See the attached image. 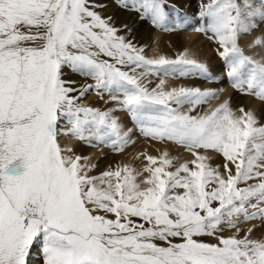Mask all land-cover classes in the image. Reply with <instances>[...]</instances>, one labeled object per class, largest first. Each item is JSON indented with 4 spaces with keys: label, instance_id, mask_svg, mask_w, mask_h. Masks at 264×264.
<instances>
[{
    "label": "snow or ice",
    "instance_id": "1",
    "mask_svg": "<svg viewBox=\"0 0 264 264\" xmlns=\"http://www.w3.org/2000/svg\"><path fill=\"white\" fill-rule=\"evenodd\" d=\"M120 6L172 30L167 0ZM104 7L0 0V264H31L37 245L40 264H264V233L253 238L251 223L264 225V124L230 97L211 106L224 89L168 87L164 77H219L187 48L146 55ZM196 19L231 89L264 101V31L240 43L264 24V0H201ZM90 92L113 107L83 102ZM117 112L192 159L143 152L140 170L117 162L93 174L98 163L61 141L122 152L133 129Z\"/></svg>",
    "mask_w": 264,
    "mask_h": 264
},
{
    "label": "bare ground",
    "instance_id": "2",
    "mask_svg": "<svg viewBox=\"0 0 264 264\" xmlns=\"http://www.w3.org/2000/svg\"><path fill=\"white\" fill-rule=\"evenodd\" d=\"M98 2L106 5V7L102 8V9H98V11H100L103 16H110L112 18L110 23L113 24L118 29H120V32L118 33L119 35L125 36L126 39L132 40L137 45L146 46V49L147 50L149 49L148 53H147V54H149L148 56H152V55H156V54H165L168 56H172V53H173L172 45L174 46V43L176 44V40L174 42L173 39L176 36L174 37V36L170 35L169 33H165L164 36L161 38V40H158L156 35H151V29H149V28L146 32L141 33L140 32L141 29H140V27H138L136 25L135 21H133V20L126 21L122 18L124 10L119 7L120 6L119 4H118V6H115L114 0H98ZM121 2L122 1H120L118 3L121 4ZM180 2H182V1H179V3L178 2L177 3L180 4ZM186 2H189V1H186ZM111 8H113V9L111 10ZM183 13H184V11H183ZM191 13H194V10L191 9L189 6H187V9L185 10V14H183V17L188 19L189 14L191 15ZM133 15H135V13L131 12L130 14H128V18H135L138 16V15H136V16H133ZM183 20H181V22H184ZM262 30H264V27ZM182 32H183V34L182 33L181 34L183 35V37L180 38V34H179V36H177L178 37L177 43L181 44L180 50H183L184 48H188L189 50H191L190 54H192V56H194V58L196 57L198 60L201 59L200 61L205 62L208 66L212 64L211 66H209V68L212 70L213 69L215 70V67H216L215 65H217V61H214L212 59L213 58L212 55H208L209 49L207 47V44L201 43L202 41H200L198 39L199 36L195 35L194 32H191V33L187 32L188 34H185L186 32H184V31H182ZM259 33L260 32H258V33L256 32V33L252 34V38L254 36L258 35ZM194 36H197V37L194 38ZM140 37L142 38V40H140ZM152 40H153V46L151 44ZM189 45H190V48H189ZM153 47H154V51L152 53H149L153 49ZM211 51H212V49H211ZM216 74H218V73H216ZM81 82H83V81H81ZM196 83H197V81H195V84ZM183 84L185 85V83H183ZM168 85H169V82H168ZM179 85H180V83L175 84V86H179ZM215 88L221 89V87L219 85H216ZM85 98L87 100L83 101V102L90 103L93 107H99L101 110L113 107V105L110 103L105 104L103 102V100H100V102H96L97 100L93 99V101L91 102L90 100L92 99V95H88ZM105 98H106V95L104 96V99ZM256 106H257V103L252 102L251 99H250V101L248 99L246 100V110L251 109L254 112ZM115 115H117L118 117L121 118V121H122L124 128L126 130L129 126L128 123L130 120L122 112H117V113H115ZM131 140H132V143L128 144L122 152L116 153L117 155L112 154L109 156H107L104 153L106 151V148H108L105 145H96L93 147H86L81 142L73 140L70 137L62 139L61 143L73 146L76 153L81 154L83 156H90L91 162H97L98 167L94 170L93 174L99 173V172L105 170L106 166L115 165L117 162L120 164H130L134 168H136L137 170H140L143 168V165L146 163V161L143 159L142 156L139 159H137L136 157H137V154L143 153V152H146L147 154H150V155H159L161 152L167 150L170 155H172V156L176 155L173 152L174 149L172 150L173 147H171V146H174V145L173 144L171 145V142H168V141H163V142L156 141L155 142L154 140H151L149 138H145L144 136L139 137L137 134H134V133L131 134ZM176 152H180V151L178 150ZM207 154L208 155H214L212 153H207ZM176 156L179 157L178 155H176ZM190 159H192L191 155L188 158L181 157L180 162H182L184 160H190ZM219 162H221V161H218L216 158L212 160L213 164H216ZM179 163H177V164H179ZM258 227H256V230H258L261 234L264 233V225L259 227V228ZM30 262H31V264H36V261L33 258L30 259Z\"/></svg>",
    "mask_w": 264,
    "mask_h": 264
},
{
    "label": "rangeland",
    "instance_id": "3",
    "mask_svg": "<svg viewBox=\"0 0 264 264\" xmlns=\"http://www.w3.org/2000/svg\"><path fill=\"white\" fill-rule=\"evenodd\" d=\"M120 1H122V0H114V3H115V6H118V4L120 5V3H118V2H120ZM175 1V2H174ZM179 1H182V2H180V4H178L179 3ZM186 1H189V2H186ZM178 2V3H177ZM201 2V0H167V4L168 5H173L174 6V8L173 7H167L166 8V11H167V13H168V20H169V28H171L172 30L171 31H164L163 29H161V28H156V27H153L152 25H151V23H150V21L149 20H147V19H141L140 18V16H139V14L138 13H136V12H134V11H132V10H125V8H123V7H121V6H119L120 8H122L124 11H123V15H122V18L124 19V20H126V21H128V20H133V21H135L136 22V25L138 26V27H140V32L142 33V32H146L147 30H148V28L149 29H151V35H156V37L158 38V40H161V38L164 36V34L165 33H169L170 35H172V36H176L173 40H174V42H175V40H176V44L174 43V46L172 45V49H173V53H172V55H174V53L175 52H177V51H179L180 49H181V44H179V43H177V36H179V34H180V38L181 37H183V32L182 31H184V32H186L185 34H188V33H191V32H194L195 33V35H197V36H199V40L200 41H202L201 43H204V44H207V47H208V49H209V54L208 55H212V59L214 60V61H217V65H215L216 67H215V70L213 69H210L209 68V71H210V73H212L213 75H215V76H217V77H219V81H217L216 83H209L208 81H205V80H195V79H191V78H184V79H181L180 77H175V78H173V77H164L166 80H168V82H169V87H172V86H174L176 83L178 84V83H180V85L181 84H183V83H185V85H189V84H191V85H200V87H202L203 88V86L204 87H213V88H215L216 87V85H219L220 87H221V89H224V91L222 92V93H220L219 94V96L216 98V99H214V100H212L211 101V106H215V105H217L218 103H220V102H222L224 99H226V98H231L230 99V102H231V107L233 108V109H238L241 105H243L244 106V108L246 109V100L248 99L249 101H250V99H251V101L252 102H254V103H257V106H256V108H255V115L259 118V123H261V124H264V101H260V100H258V99H255V98H253L252 96H248V95H241L240 93H238V92H236V91H234L233 89H231V87H230V85H229V83H228V81H227V79L225 78V77H223V76H221V73L223 72V63H222V61H221V59H220V57L216 54V51H215V49L218 47V45L217 44H215V43H213V42H211V41H209V40H207V38L204 36V35H202V34H198V33H196L195 31H193V28L199 23V21L196 19V13H197V11H198V5H199V3ZM205 2H206V0H205ZM183 3V4H182ZM186 3V4H185ZM188 3V4H187ZM182 4V5H181ZM189 6L191 9H193L194 10V13H191V15L189 14V18L188 19H186L185 17H183V14H185V10L187 9V6ZM186 8H185V7ZM113 8H111V10H112ZM183 11H184V13H183ZM131 12H134L135 13V15H133V16H136V15H138L137 17H135V18H128V14H130ZM132 16V17H133ZM125 17V18H124ZM185 18V19H184ZM184 19V20H183ZM181 20H183L184 22H181ZM177 21H179V22H181L184 26H183V28L182 29H178V28H176V22ZM144 24V25H143ZM150 27H149V26ZM145 27V28H144ZM263 27H264V24H262L261 26H260V28H258L255 32H253L252 34H254V33H258V32H261V31H264V30H262L263 29ZM144 30V31H143ZM188 32V33H187ZM182 33V34H181ZM252 34L251 35H248V36H244V37H242L241 38V41H240V43H241V45L243 46V45H245V44H247L249 41H251L252 40ZM182 35V36H181ZM197 36H194V38L195 37H197ZM183 39V38H182ZM140 40H142V38L140 37ZM179 42V41H178ZM152 46H153V40H152ZM151 46V47H152ZM189 48H190V45H189ZM188 49V48H187ZM211 49H212V51H211ZM149 50V49H148ZM148 50L145 48V54L146 55H149V54H147L148 53ZM189 50V49H188ZM247 50V49H246ZM154 51V47H153V49L149 52V53H152ZM211 51V52H210ZM189 52H191V50H189ZM192 55V54H191ZM153 56V55H152ZM194 57V56H193ZM196 58V57H195ZM197 59V58H196ZM203 59V58H202ZM199 60H201V59H199ZM212 65V64H211ZM211 65H209V66H211ZM213 67V66H212ZM67 71V70H66ZM217 71V72H216ZM216 73H218V74H216ZM70 76H71V79H74V80H76L77 81V83H85V82H88V83H91L92 81L91 80H85L84 78H82V77H80V76H75V75H71L70 74ZM150 79H152L153 80V86H154V84H155V82H156V78L155 77H150ZM81 81H83V82H81ZM187 81V82H186ZM195 81H197V83L195 84ZM188 83V84H187ZM88 95H92V99L90 100L91 102L93 101V99L94 100H97L96 102H100V99L98 98V97H96V95L94 94V92H90ZM87 95V96H88ZM95 97H94V96ZM86 96V97H87ZM94 97V98H93ZM87 99L85 98L84 99V101H86ZM104 100H107V95H106V98L104 99ZM209 107V105H205L204 106V109H207ZM204 109H201V110H204ZM237 114H239V113H237ZM124 115L126 116V114L124 113ZM129 126H128V128L127 129H133V131H132V133H134V134H137L139 137L141 136L142 137V135L140 134V132H139V130L138 129H136L135 128V126L133 125V123L131 122V121H129ZM126 129V130H127ZM156 142V141H155ZM174 145V146H171V147H173L172 148V150L174 149H176L175 151L173 150V152L176 154V155H178L179 157H178V159L176 160V164L177 163H179L180 162V160H181V157H184V158H188L191 154L190 153H188V152H185L184 151V149L182 148V147H180V146H177V145H175L174 143H171V145ZM102 145V144H101ZM180 151V152H176V151H178V150ZM107 156H109V155H112V154H114V155H117L116 154V152H114L111 148H106V151L104 152ZM176 155H173V156H176ZM214 156H215V154H214ZM215 158L218 160V161H221V158L220 157H218V156H215ZM251 223H253V224H257V225H260L259 227H261V226H263V225H261V222L259 221V220H257V221H253V222H251ZM247 226H249V225H242V227H247ZM258 227V228H259ZM259 233V234H258ZM225 235H227L228 233L227 232H225L224 233ZM260 237L261 236V233L258 231V230H254V232L252 233V237H254V238H257V237ZM203 239H205V240H208V239H210V238H208V237H204ZM38 245H37V248H34L33 249V252H32V255L30 256V259L31 258H33L35 261H36V264H40V257H39V255L37 254V249H38ZM38 259V260H37Z\"/></svg>",
    "mask_w": 264,
    "mask_h": 264
}]
</instances>
